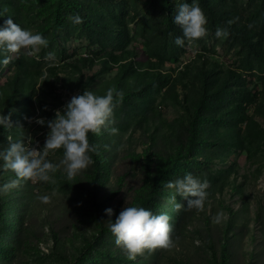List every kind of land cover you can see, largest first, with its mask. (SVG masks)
I'll use <instances>...</instances> for the list:
<instances>
[{
  "label": "rangeland",
  "instance_id": "obj_1",
  "mask_svg": "<svg viewBox=\"0 0 264 264\" xmlns=\"http://www.w3.org/2000/svg\"><path fill=\"white\" fill-rule=\"evenodd\" d=\"M74 1L85 24H73L57 0H0V23L10 16L49 41L37 51L4 53L9 62L0 65V111L11 113V126L0 127V149L10 137L43 151L48 128L36 118L52 119L84 89L123 92L109 125L118 132L102 128L95 134L99 168L92 157L69 178L60 163L63 149L49 150L46 159L60 165L50 180L21 179L0 194V264H264V66L250 60L233 35L215 36L222 26L207 10L216 9L217 0H198L208 32L183 47L166 31L172 21L176 36L182 35L173 22L182 0ZM221 10L260 40L264 52V0H224ZM112 29L119 32L110 35ZM203 69H210L215 91L229 83L228 103L220 106L218 89L209 110L222 112L234 103V146L224 152L198 148L201 164L192 165L196 151L187 138L181 165L168 173L191 124L185 108L195 111L200 101ZM201 128L213 139L225 127L202 122ZM187 172L208 181L203 209L187 207L165 186ZM13 179L11 170H0V184ZM156 179L159 192L149 198V181ZM165 190L175 199L160 194ZM133 204L167 213L172 247L145 249L128 259L114 242L104 209L112 208L114 219Z\"/></svg>",
  "mask_w": 264,
  "mask_h": 264
},
{
  "label": "clouds",
  "instance_id": "obj_2",
  "mask_svg": "<svg viewBox=\"0 0 264 264\" xmlns=\"http://www.w3.org/2000/svg\"><path fill=\"white\" fill-rule=\"evenodd\" d=\"M70 19L73 24H80L83 18L79 14H74ZM173 22L182 31V35H177L173 39V43L177 46L183 47L185 41L192 44L208 32L207 17L198 0H191V3L182 0L173 16ZM228 35L229 29L226 26L217 27L215 30L216 37L226 38ZM48 43V39L40 32L22 28L9 16L0 23V56H2L0 65L9 62V56L4 55L6 52L15 53L22 48H27L30 52L37 51L40 48H47ZM47 59L54 60L55 53L48 52ZM122 96L121 90L112 87L106 89L103 95L84 89L79 94L73 95L62 109L55 110L52 119L36 118L37 124H46L48 128L43 151L30 146L23 139L12 141L9 137L8 146L0 149V161H2L0 170H11L16 179L0 184V194L16 186L21 179L50 180V173L56 172L60 165L46 159L49 150L63 149V159L60 163L65 166L69 178L87 168L92 163L90 154L97 151V146L89 143L88 133L99 135L102 128L113 134L118 132L116 127L109 125L113 123L115 102H118ZM10 114L0 111V127L11 126ZM165 186L174 189L176 195L185 199L187 207L203 209L208 195L207 179H201L187 172L174 181H167ZM40 199L46 201L48 197L42 196ZM174 207L178 209L181 204L176 203ZM104 212L109 217L108 229L115 237V244L127 251L129 260H134L136 255L145 249L151 251L156 247H172L170 218L167 213L154 214L151 209L137 204L123 207L114 219H111L112 208H105ZM219 215L222 214H218L217 219Z\"/></svg>",
  "mask_w": 264,
  "mask_h": 264
},
{
  "label": "trees",
  "instance_id": "obj_3",
  "mask_svg": "<svg viewBox=\"0 0 264 264\" xmlns=\"http://www.w3.org/2000/svg\"><path fill=\"white\" fill-rule=\"evenodd\" d=\"M168 3L169 0H166ZM218 7L216 9L211 5L209 9L207 10V15L210 18L212 22H218L222 27H228L229 34L234 36V39L239 43V45L245 50L250 60H252L255 63L260 64L261 66H264V52L262 48L260 47V40H258L255 37L250 36V33H248L247 29L240 27V24L234 20L230 15L226 16L223 14L221 10V6L224 3V0H217ZM57 5L60 8L66 7L69 9L72 15L79 14L83 19L84 22V16L79 11L78 7L76 6V3L74 0H57ZM218 11V13L216 12ZM229 21H232V23H228ZM167 35L171 38H174L177 34V30L175 29L172 21L168 22L167 25ZM119 32V29L116 30H110V35H114ZM210 70V69H209ZM209 70L203 69L201 71L202 79H203V90L202 95L200 98V101L198 103V106L195 111L191 110L189 107H186L185 110L189 114V117H191V124L188 126L187 129V136L181 135V140L178 142L176 146V152L173 156V164H171L170 169L168 173H171L175 171L182 163V156L186 154V139H190V144L194 148V151H196V154L194 158H192L190 164L192 165H199L201 164L200 160H198V154L197 149L202 147H215L216 149L220 151H227L228 149H232L234 146V134L236 133V113L237 110L234 109V103L229 102V107L227 109L222 110V112H215L212 113L209 109V103L212 98V96L217 92L220 93V97L218 98V103L221 105L228 103V99L226 98L230 94L229 90V83H222L220 88H217L216 91L210 87V78L212 77V74ZM18 74H22L21 71H19ZM19 76V75H18ZM20 77V76H19ZM18 80V77L16 78ZM115 100V98H114ZM26 105V104H25ZM213 111V110H212ZM239 113V112H238ZM238 119V115H237ZM202 122H218L220 126L225 127L223 130H217L215 138H210L209 136H203V132L208 134V129L201 128ZM225 130V137L228 138L226 140L222 139L223 131ZM88 139L90 144H95V133H88ZM191 147V148H192ZM93 160L95 162V165L99 168L102 163L97 159V152L91 153ZM160 179L156 180H150L149 185L151 188L150 193L148 194L149 198H152V195L159 192L158 184ZM161 195H166L167 197H174V194H172L169 191L160 192ZM145 207V204L142 205ZM105 230V229H104ZM102 230V232H104Z\"/></svg>",
  "mask_w": 264,
  "mask_h": 264
}]
</instances>
